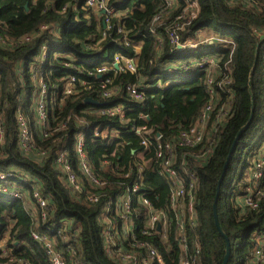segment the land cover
Wrapping results in <instances>:
<instances>
[{
    "label": "trees",
    "instance_id": "trees-1",
    "mask_svg": "<svg viewBox=\"0 0 264 264\" xmlns=\"http://www.w3.org/2000/svg\"><path fill=\"white\" fill-rule=\"evenodd\" d=\"M185 1L177 0L176 6L170 8L164 0H109V6H119L129 13L114 18L111 29L104 31L102 26L99 29L95 24L88 26L83 19L85 0H0V36L19 42L15 46L0 44V125L5 131L4 144L0 147V173L6 175V179L0 182V244L12 248L9 257L22 259L26 264H50L41 245L31 237L35 222L26 210L34 203L33 186L39 185L41 195L53 208L46 227L50 231H64L66 240L62 237L56 240L61 250L73 247L76 251L74 258L66 255L69 264H119L105 252L99 215L107 197L124 184L121 176L116 174L134 171L136 159L132 150L143 151L140 138L131 133L132 125H145L150 131L152 145L144 151V158L150 164L145 183L160 198L159 202L155 201V196L151 198L155 208L164 204L169 190L167 181L159 175L161 161L156 157L159 152L157 143H176L183 132L196 124L210 99L206 68L184 75L179 71L180 60L177 59L188 56L172 57L175 47L168 35L184 10ZM258 1L263 5L260 12L228 5L225 0H198V17L187 27L186 33H179L181 39L186 40L196 30L206 29L205 32L212 36L232 42L218 45L217 50H205V54L221 56L213 74V88L222 97L220 107L226 104V90L231 91L232 101L230 116L212 138L215 148L211 157L206 161L193 160L191 154L200 152L202 146L175 148L178 157L186 158L198 176L195 208L199 218L196 236L200 255L197 264H223L226 256L227 245L216 228L213 204L230 149L251 115L250 78L255 104L253 123L237 145L218 202L219 223L232 250L228 264H247L255 235L264 232V201L257 210L244 213L239 208L237 198L244 194L240 185L243 176L235 185L234 168L245 150L252 157L264 140V137L258 138L264 129V0ZM157 17L160 21L154 23ZM43 26L49 29L42 32ZM119 28L122 33L118 32ZM151 29H155L156 36L150 35ZM126 37L132 41L130 46L124 43ZM157 37L162 39V45ZM43 44L50 45V51L41 72L52 93L61 92L70 75L86 79L92 86L90 91L59 100L49 116L46 135L36 128L33 104L37 98V82L31 71ZM136 47L140 48L139 51ZM257 50V63L253 67ZM117 55L135 59L136 72L111 69L101 79L87 75L99 66L112 67ZM107 79H111L112 86L120 88L121 92L116 98L104 101L100 98V91ZM220 82L223 89L219 87ZM133 84L141 85L145 93L141 103L132 101L125 93V88ZM88 98L102 105L86 103ZM112 101L126 105L124 123L98 113ZM19 107L31 121L36 151H47L42 158L38 152L25 154L18 148L16 112ZM140 114L147 115L149 120L141 119ZM80 121L90 128L109 127L119 135L110 144L86 135L85 152L94 176L105 182L100 190H94L85 182L87 190L103 195L98 204H90L83 195L71 194L60 179L62 172L55 164L59 152L68 150L69 162L80 174L74 151V135ZM158 134L160 139L156 141ZM104 161L109 165L104 166ZM114 169L119 172L114 174ZM189 181L186 178V182ZM4 189L17 192L19 197L7 198L2 195ZM142 228L140 221L137 236L141 242L151 243L160 250L166 264H179L181 251L174 232L167 242H163L158 235L145 237L141 234ZM40 230L44 228L41 226ZM191 236L189 233V238ZM189 252L195 255L192 245ZM8 260L0 252V264H7Z\"/></svg>",
    "mask_w": 264,
    "mask_h": 264
},
{
    "label": "built area",
    "instance_id": "built-area-1",
    "mask_svg": "<svg viewBox=\"0 0 264 264\" xmlns=\"http://www.w3.org/2000/svg\"><path fill=\"white\" fill-rule=\"evenodd\" d=\"M37 1L33 0V2ZM164 2L170 8L177 4V0H164ZM225 2L228 5H240L247 10L255 12H260L263 6L258 0H225ZM108 3L109 0H85L83 19L86 20L88 26L95 24L97 29L102 26L104 31H109L112 26L111 21L114 18L126 16L129 13L128 10H121L119 6H109ZM184 3L185 8L168 35L171 44L175 47L172 57L176 59L179 58V55L188 56L177 59L180 60L179 71H182L184 75L192 74L200 68H206L205 70L209 76L207 79L209 104L196 124L189 131L183 132L176 143L168 142L165 145L162 142L157 143L159 152L156 157L161 161L159 175L167 181L169 190L168 197L159 208H155L151 200L155 196V201L159 202V196L151 192L149 186L145 183L148 178L146 177L147 166L150 164L144 158V151L152 145L150 131L145 125H132L131 133L140 138L143 151L132 150L136 159L133 166L134 171L130 170L119 174V171L114 169L113 173H118L116 175L121 176L124 184L119 186L116 193L107 197L108 199L105 200L99 215L105 252L109 258L119 264H166L160 250L151 243L139 240L137 232L140 221L143 223L141 234L148 238L158 235L163 242H167L171 233L174 232V238L181 251L179 264H197V259L200 255V247L196 236L199 218L195 208L198 176L190 168L186 158L178 157L175 148L176 146H181L193 149L194 147L202 146L200 152L191 154L193 160L206 161L211 157L215 148L212 138L218 134L230 116L232 101L230 98L231 91L226 90L225 93L228 96L226 104L220 107L222 97L218 96V92L213 88L215 83L213 74L215 73L214 68H216L217 62L221 60V56L212 53L205 54V50H217L218 45L232 44V42L212 35L206 36L205 30L202 29L196 30L186 40H182L179 33L187 32V27L191 26L192 22L198 17L200 7L198 0H186ZM159 21L160 18L157 17L154 23H159ZM48 29L49 27L43 26L41 31H47ZM118 32L122 33L123 30L119 28ZM156 34L155 29H151L150 35L156 36ZM157 39L162 45V39L160 37H157ZM124 43L126 46H130L132 41L126 37ZM0 44L15 46L19 42L10 41L0 36ZM136 49L139 51L140 48L136 47ZM49 51L50 45L43 44L41 46L39 56L33 65L34 69L32 68L33 71L31 70L33 78L37 82V98L33 104L34 113L36 114V128L41 131L42 135H46V130L49 127V116L55 110L60 99L63 100L66 97L92 90L91 83L86 79L70 75L67 76L62 91L52 93L41 72L42 66L49 59ZM189 55L193 56L190 57ZM115 64L119 66L116 71L136 72L135 59L117 55L112 67L99 66L94 72H88L87 75L101 79L109 70L115 69ZM170 72L172 73L174 70ZM112 82L111 79L103 82L100 91L101 100H111L116 98L121 92L120 88L112 86ZM219 84L220 89H223L222 82ZM125 93L128 98L136 103H141L145 99V93L142 91L141 85H129L125 88ZM127 110L126 105L112 101L101 108L98 113L110 119H119L120 122L124 123ZM140 118L148 119L147 115L143 114H140ZM16 122L18 126L17 145L21 152L25 154L38 152L39 157H44L47 151H36L31 121L24 115L21 107L17 109ZM77 130L74 135V151L78 160L80 174L73 170L69 162L71 155L68 150L59 152L55 164L62 172L60 179L66 184L71 194L83 195L90 204H98L101 198H104L103 195L96 191L87 190L85 182L87 181L94 190L102 189L105 186V182L94 176L92 165L85 152L86 135L90 134L96 139L101 138L107 144L117 139L119 135L116 130L109 127H86L83 121H80ZM4 137L5 131L0 125V147L4 144ZM159 139L160 135L158 134L156 141ZM164 152H166V155H164ZM103 164L104 166L109 165L107 161H104ZM186 178L190 180L188 183ZM4 179H6V175L0 173V182ZM240 185L244 188V194L237 198L239 208L244 213L248 210H257L260 202L264 201V145H260L253 152L250 161L248 159V166ZM33 188L34 203L26 207L28 214L35 222L31 237L41 245L50 264H69V259L66 255L70 259L74 258L77 255L76 251L73 247H68L65 251L58 247L56 242L58 237L66 240L64 231H50L46 227L53 208L49 200L41 195L38 190L39 185H34ZM2 193V195H6L11 200L19 197L17 192H7L6 189L2 190ZM173 225L174 229L172 228ZM41 226L44 230H40ZM189 233L192 234L191 238H189ZM191 245L195 255L189 252ZM0 252L2 257L9 258L7 264H26L22 259L9 257L12 248L4 243L0 244ZM76 264L79 263L76 262ZM247 264H264V232L255 235L254 248L250 252Z\"/></svg>",
    "mask_w": 264,
    "mask_h": 264
},
{
    "label": "water",
    "instance_id": "water-1",
    "mask_svg": "<svg viewBox=\"0 0 264 264\" xmlns=\"http://www.w3.org/2000/svg\"><path fill=\"white\" fill-rule=\"evenodd\" d=\"M257 56H258V50L256 51V59H255L253 67H255V65L257 63ZM114 68H115V70H118L119 69L118 64H115ZM253 69L251 70V76H252V73H253ZM249 93H250V96H251V106H252L251 107V115H250V118H249V121L247 122V124L237 134V136H236V138H235V140L233 142V145H232V147L230 149V152L228 154V157H227L225 165H224L223 173H222L221 178H220V180L218 182L216 196H215V200H214V204H213V216H214V222H215L216 228H217L219 234L224 238V240L226 242V245H227L226 256H225L223 264H228L229 263V260L231 258V254H232V250H231V244H230L229 238L226 236V234L222 230V228L220 226V223H219V219H218V202H219V198H220L222 184H223V182L225 180L228 167H229L230 162H231V160L233 158V155L235 153L237 145H238L239 141L241 140V137H242L243 133L253 123L254 114H255V104H254V95H253V87H252V78H250V80H249ZM86 103L93 104V105H102L99 102H97L96 100H94L93 98L86 99Z\"/></svg>",
    "mask_w": 264,
    "mask_h": 264
},
{
    "label": "rangeland",
    "instance_id": "rangeland-1",
    "mask_svg": "<svg viewBox=\"0 0 264 264\" xmlns=\"http://www.w3.org/2000/svg\"><path fill=\"white\" fill-rule=\"evenodd\" d=\"M172 5V4H171ZM188 8V7H187ZM186 10V9H185ZM185 12V11H184ZM206 30V29H205ZM206 36H209L211 34L209 33H205ZM33 68V67H32ZM34 69V68H33ZM33 71V70H32ZM264 137V129L262 130L261 133L258 134V138H262ZM256 142V141H255ZM254 143V142H253ZM260 145H264V140L261 142ZM248 159L250 161L251 157L248 156V150H245V153L242 155L241 160H238L235 164H234V168L236 170V180H235V185L238 184L240 178H242L245 170H246V162H248Z\"/></svg>",
    "mask_w": 264,
    "mask_h": 264
},
{
    "label": "crops",
    "instance_id": "crops-1",
    "mask_svg": "<svg viewBox=\"0 0 264 264\" xmlns=\"http://www.w3.org/2000/svg\"><path fill=\"white\" fill-rule=\"evenodd\" d=\"M28 206H30V205H28Z\"/></svg>",
    "mask_w": 264,
    "mask_h": 264
}]
</instances>
